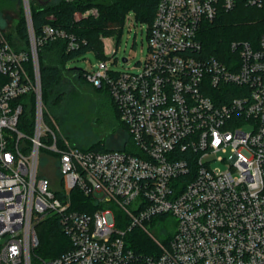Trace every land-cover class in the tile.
<instances>
[{
	"label": "built area",
	"instance_id": "2783aa9c",
	"mask_svg": "<svg viewBox=\"0 0 264 264\" xmlns=\"http://www.w3.org/2000/svg\"><path fill=\"white\" fill-rule=\"evenodd\" d=\"M23 4L29 49L0 31V264H264V32L257 42L232 41L224 59L201 41L221 12L263 9L264 0H159L138 72H113L107 59L83 71L111 95L133 151L82 150L57 137L44 117L38 49L78 42L50 24L36 36ZM91 15L97 9L82 13ZM30 97L31 134L20 128ZM46 152L65 188L40 175ZM74 190L93 211L75 208ZM166 216L174 231L160 241L151 223ZM47 218L59 221L70 248L40 259L37 225ZM134 229L157 249L131 248Z\"/></svg>",
	"mask_w": 264,
	"mask_h": 264
},
{
	"label": "trees",
	"instance_id": "16d2710c",
	"mask_svg": "<svg viewBox=\"0 0 264 264\" xmlns=\"http://www.w3.org/2000/svg\"><path fill=\"white\" fill-rule=\"evenodd\" d=\"M158 1L59 0L56 3L45 2L39 6H32L30 3L32 23L36 36L42 33L45 25L50 24L65 30L69 34H73L78 42V47L73 50H67L66 41L64 40L49 42L38 49L43 104L46 107L55 106L63 100L66 91L59 89V86L63 72L72 71L66 68L69 61L76 60L87 52H93L101 60L106 59L103 38L120 37L125 17L129 11L135 12L137 20L151 25ZM92 8L98 10L97 17L91 15L87 18H76V13L85 12ZM263 32L264 8L257 9L242 4L233 11L221 12L213 22L205 24L201 33V41L207 54L224 59L225 56L231 54L229 45L232 41L249 40L250 42H257ZM16 33L17 36L7 34V38L12 45L17 50L29 49V34L25 14L17 22ZM76 70L79 77L83 78L84 70ZM30 99L32 107L25 110L20 120V128L29 134L33 132L35 126V108L32 97ZM114 106L119 115L115 104ZM49 112H44V117L47 122L51 123ZM126 133L125 143L130 140L128 131ZM88 149L107 151L112 148L97 142L90 145ZM117 149L124 150V148ZM74 191L76 197L75 208L80 211H93L94 207H91V199L85 197L78 190ZM37 233L39 245L35 249L34 254L40 259L60 256L70 248L69 239L61 224L55 218H47L41 221L37 225ZM126 240L131 248L139 252H153L157 249L151 237L139 229L129 232Z\"/></svg>",
	"mask_w": 264,
	"mask_h": 264
},
{
	"label": "rangeland",
	"instance_id": "374dc122",
	"mask_svg": "<svg viewBox=\"0 0 264 264\" xmlns=\"http://www.w3.org/2000/svg\"><path fill=\"white\" fill-rule=\"evenodd\" d=\"M59 0H29L32 6H39L45 2L56 3ZM30 5V6H31ZM23 0H0V31L17 36L16 25L25 14ZM96 9V8H92ZM82 13H76L81 19ZM98 14V10H97ZM93 16V15H92ZM98 16V15H97ZM94 16V17H97ZM149 24L136 19L134 11H129L125 17L120 37L103 38L104 54L113 72H138L141 63L149 57ZM119 39V40H118ZM115 49L116 55L112 54ZM127 58L128 62L123 59ZM101 59L93 52H87L78 59L69 61L63 72L59 89L66 91L62 101L55 106H44V112H49L51 128L56 131L60 140L66 139L70 145L82 150L94 143L101 142L108 148H124L126 151L135 150L131 140L126 141V126L115 109L111 95L107 90H97L79 77L76 69L89 70L96 67ZM76 70V71H75ZM49 110V111H48ZM44 157V159H42ZM39 162V173L48 177L54 189L63 186L57 158L46 152ZM218 165L222 166L220 163ZM174 220L170 216L156 218L151 223L155 235L160 241L172 236ZM167 229V234L163 229Z\"/></svg>",
	"mask_w": 264,
	"mask_h": 264
},
{
	"label": "water",
	"instance_id": "95a60500",
	"mask_svg": "<svg viewBox=\"0 0 264 264\" xmlns=\"http://www.w3.org/2000/svg\"><path fill=\"white\" fill-rule=\"evenodd\" d=\"M123 61L126 62L127 61V58H124Z\"/></svg>",
	"mask_w": 264,
	"mask_h": 264
}]
</instances>
